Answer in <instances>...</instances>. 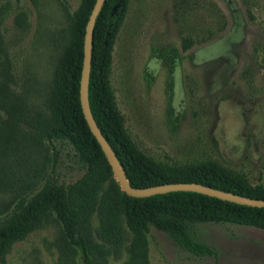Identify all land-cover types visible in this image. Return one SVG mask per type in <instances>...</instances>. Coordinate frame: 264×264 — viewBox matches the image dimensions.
<instances>
[{
  "label": "rangeland",
  "instance_id": "obj_1",
  "mask_svg": "<svg viewBox=\"0 0 264 264\" xmlns=\"http://www.w3.org/2000/svg\"><path fill=\"white\" fill-rule=\"evenodd\" d=\"M81 1L0 0V148L8 143L4 83L25 95L30 108L44 107L55 66L74 34L71 14ZM110 84L127 131L157 162L173 167L216 158L264 184V0H131L114 45ZM54 143L58 156L53 171L55 155L49 152L50 176L75 182L86 164L69 142ZM25 155L10 154L9 162L26 178ZM16 194L0 191V210ZM92 223L98 227L96 215ZM196 228L215 254L197 255L152 227L141 244L129 237L121 246L97 239L92 260L264 264L263 228L214 221ZM0 264H80V257L50 215L14 241Z\"/></svg>",
  "mask_w": 264,
  "mask_h": 264
},
{
  "label": "trees",
  "instance_id": "obj_2",
  "mask_svg": "<svg viewBox=\"0 0 264 264\" xmlns=\"http://www.w3.org/2000/svg\"><path fill=\"white\" fill-rule=\"evenodd\" d=\"M130 1L105 0L94 29L89 83L94 118L123 164L130 184L144 188L171 182H198L264 199V184H254L247 173L229 164L207 158L167 167L131 137L110 84L113 49ZM95 2L82 0L71 14L74 34L55 66L42 109L30 108L25 95L16 93L7 82L3 85L1 101L7 118L2 129L8 143L0 148V191L10 188L17 194L0 210V256L50 215H54L66 239L77 248L80 264H94L91 248L97 239L121 246L129 237L133 244H141L152 227L167 232L177 245L200 256L213 255L215 250L199 237L196 228L199 223L227 222L264 229V207L192 190L150 196H132L122 190L81 103L84 39ZM190 44L186 42L185 48ZM6 78L12 80V75L8 72ZM56 140L69 142L87 166L73 183H59L48 172L51 150L55 155L51 167L55 170ZM22 152L29 163L26 178L9 162L10 154L21 157ZM93 215L98 219L96 228Z\"/></svg>",
  "mask_w": 264,
  "mask_h": 264
},
{
  "label": "water",
  "instance_id": "obj_3",
  "mask_svg": "<svg viewBox=\"0 0 264 264\" xmlns=\"http://www.w3.org/2000/svg\"><path fill=\"white\" fill-rule=\"evenodd\" d=\"M104 2L105 0H96L86 25V32L84 39V63H83L82 77H81L80 96H81V103L85 114V118L88 121V124L92 132L100 142L106 154V157L110 165L112 166L114 176L119 182L122 190L132 196H150V195L165 193L170 191L192 190L241 204L264 207V199L236 194L231 191L217 189L212 186L201 184L198 182H171V183H164V184H159L144 188L134 187L130 184V181L127 177L123 164L117 157L115 151L109 144L106 137L101 132V129L99 128L94 118L90 105L89 83H90L91 64H92L94 29L98 15L104 5Z\"/></svg>",
  "mask_w": 264,
  "mask_h": 264
}]
</instances>
